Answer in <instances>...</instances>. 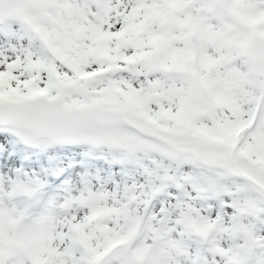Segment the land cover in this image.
I'll return each instance as SVG.
<instances>
[{
	"label": "snow or ice",
	"instance_id": "snow-or-ice-1",
	"mask_svg": "<svg viewBox=\"0 0 264 264\" xmlns=\"http://www.w3.org/2000/svg\"><path fill=\"white\" fill-rule=\"evenodd\" d=\"M0 264H264V0H0Z\"/></svg>",
	"mask_w": 264,
	"mask_h": 264
}]
</instances>
